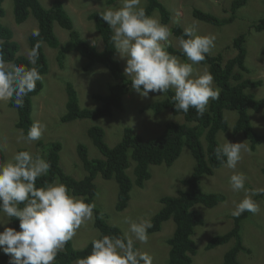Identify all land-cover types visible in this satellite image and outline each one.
Instances as JSON below:
<instances>
[{
	"label": "rangeland",
	"instance_id": "374dc122",
	"mask_svg": "<svg viewBox=\"0 0 264 264\" xmlns=\"http://www.w3.org/2000/svg\"><path fill=\"white\" fill-rule=\"evenodd\" d=\"M56 0H39L40 4L48 9ZM108 0H60L64 10L70 17L73 27L80 33L82 38L97 50L102 49V41L94 28L88 15L93 12L102 13L110 7H119V0L107 5ZM169 13L167 25L172 28L179 25L183 30L193 27L200 36H215V47L210 55L222 54L224 59L233 57L236 51L232 47V40L239 34H245L246 58L245 77L252 80H260L261 86L248 93L255 98L264 97V30L257 32L252 26L264 17V0H247L244 6L236 11V17L230 24L213 26L203 21H198L192 16L194 9L210 13L218 18L230 16V5L233 0H158ZM147 2H143L145 7ZM3 17L0 23L13 32V39L19 45V55L29 58L28 37L37 30L36 19L29 14L27 20L22 24H16L13 14L12 0H3ZM156 14L161 20L160 14L154 10L150 16ZM162 22V21H161ZM53 31L59 42V49L64 51V60H57L58 52L43 44V52L47 60V73L43 75L41 91L31 99V120L41 121L47 125V130L42 137L34 142L26 143L21 139L22 130L16 128L17 110L10 107L8 102H0V151L3 160H11L20 150L30 151L34 156H46L49 143H59V162L64 174L73 179H81L84 176L82 164L77 157V146L83 144L90 159L100 158L101 155L92 145L87 129L99 126L104 131V141L109 146H114L120 141L122 130L125 125L131 126L135 133L145 139L160 135L168 122H183V116H175L169 110L164 109L158 114L150 110H143L149 104L159 102L166 98L162 93H150L148 98L141 97L131 89L122 100V109L113 111L111 117H103L96 120L77 119L70 122L60 123V118L65 114L67 83H70L78 99L79 107L82 109H96L101 103L92 98L93 94L106 95L114 80L110 72L100 64H88L87 59L79 55L69 47L68 32L54 23ZM169 46L173 49H181L179 39L169 38ZM114 58L119 62L123 72L126 60L121 59L116 52ZM181 59V58H180ZM185 62L188 61L187 57ZM206 66L194 65V68L202 73ZM130 78L129 76H127ZM249 120L254 131L264 135V117L261 112L247 111ZM224 117L227 121L228 130L219 132L216 136L220 145L227 141L231 143L245 142L247 151H242V159L238 162L236 169H230L224 165L219 167L210 176L204 175L200 179V187L206 193H218L224 196V200L213 208L196 206L201 213L203 224L194 230L192 239L196 246V254L192 257L191 264H222L224 253L234 244L229 242L217 246L211 250H205L207 241L222 235L232 227L233 210L236 203L244 198L243 191L233 192L230 189L229 180L234 172H242L247 177L245 187L260 190L264 188V141L251 147L242 133H232L236 120V113L225 111ZM227 140V141H226ZM194 165L193 158L188 149L183 148L179 158L171 165H150V178L142 188L132 186L129 193L127 206L122 211H116L118 188L114 180H103L96 177L94 180L96 190L92 203L95 209L101 212L105 220L112 226L117 227L122 234L128 231L129 221L138 222L139 219L151 221L161 209L160 199L164 196H175L176 191L181 189V180L187 178ZM127 174L133 180L131 169ZM260 210L252 213L241 223L240 237L243 245L250 253L240 252L237 255L239 264H264V195L258 199ZM93 221L82 225L76 235L70 240L74 249L80 250L86 247L98 235V230L93 226ZM0 222L7 223V218L0 213ZM4 227H13L11 221L7 225H0V231ZM174 231V223L167 220L162 224L161 230L148 234L147 243L136 242L141 252H147L153 257V264H168L169 246L167 239ZM0 256H8L0 249ZM0 264H9V260H0ZM74 264V262L72 263Z\"/></svg>",
	"mask_w": 264,
	"mask_h": 264
},
{
	"label": "trees",
	"instance_id": "16d2710c",
	"mask_svg": "<svg viewBox=\"0 0 264 264\" xmlns=\"http://www.w3.org/2000/svg\"><path fill=\"white\" fill-rule=\"evenodd\" d=\"M116 0H108L107 5H111ZM3 0H0V18L3 17ZM145 10L147 15H151L154 10L160 14L162 23L169 22V13L158 0H146ZM247 0H233L230 5L231 14L227 18H218L210 13L194 9L192 16L213 26H223L230 24L236 17V11L245 5ZM14 21L16 24L25 22L31 14L37 21V30L39 36L33 34L28 37L29 53L40 42L38 49L39 58L36 61V67L41 75L47 73L48 65L42 45L45 44L58 52L57 60L61 63L64 60V51L59 49V42L54 34L53 26L56 23L60 28L68 32L69 47L75 50L79 55L87 59L88 64L85 69L93 64H100L105 67L113 77L114 84L108 88L106 95L93 94L92 98L99 101L101 106L96 109H82L79 107L77 94L70 83L66 84V112L60 118V123L70 122L77 119L96 120L103 117H111L113 111L122 109L123 97L132 89L131 79L128 78L119 62L114 58L116 50L111 40L112 29L104 22L99 12H93L88 15V19L93 22L94 28L102 41V49L97 50L95 46L87 43L80 33L73 27L70 17L64 10L60 0L54 1L51 6L44 8L39 0H12ZM252 28L257 31L264 30V17L260 18ZM173 36L178 38L182 36L183 29L179 25L171 28ZM187 38V37H185ZM232 47L236 51L235 55L229 59H224L223 55H207L206 59L200 62L207 67L208 71L214 77V83L220 88L218 100H210L208 109L201 117L196 114L195 109L190 108L188 113L176 111L175 101L173 100L174 91L169 90L164 93L166 98L159 102L149 104L143 110H150L154 114L167 109L175 116H183V122L171 121L165 125L163 132L152 138L145 139L135 133L134 129L125 125L122 130V136L119 142L109 147L104 141V131L99 126H92L87 129L92 145L101 155L100 158L90 159L87 150L83 144L77 146V157L79 158L84 176L77 180L64 174L59 162V143H49L46 149L45 159L50 162L51 168L47 176L37 180V187L44 185L45 181L52 182L54 177L66 184L71 193L77 196L87 197V201L92 203L95 195L96 186L94 180L100 177L103 180H114L117 184V203L116 211H122L126 208L129 193L132 186L142 188L145 182L150 178V165L171 166L178 158L183 148L190 152L194 165L191 174L181 180V189L176 191L175 196H164L159 201L161 209L151 218L152 228L148 229V234L161 230L162 224L167 220L174 223V231L167 239L169 246L168 264H191L192 257L196 254V246L192 239L195 228L203 224L201 213L196 210V206L204 208H213L224 200V196L216 193H206L200 187L202 176H210L216 169L225 163L217 159L215 149L220 145L217 141V134L228 130L227 121L224 117L225 111L236 113L232 133H242L248 140L251 147L264 141V135L257 134L251 126L248 110L261 112L264 117V97L255 98L248 93L261 86L260 80H252L245 77L247 68L245 67L246 47L245 34H239L232 40ZM19 45L13 39V32L10 28L0 23V51L3 52L4 59L11 61L15 65H24L33 67L29 63V58L19 55ZM170 53L185 60L186 56L182 49H173L168 46ZM29 56V55H28ZM42 89L40 81L37 82L36 90L29 93L24 98V106L16 109L12 102L8 105L17 110L16 128L22 130L26 136L32 125V97L36 96ZM25 151V150H20ZM226 162V158H223ZM3 160V153L0 151V161ZM131 169L133 180L127 174ZM264 173V171H263ZM264 189V188H263ZM264 193L255 197L254 200L262 198ZM23 207V205H20ZM252 214L245 211L240 216H232V227L222 235H216L210 238L204 246L205 250H211L217 246L225 245L229 242L234 244L224 253L222 264H239L237 255L240 252L250 253L241 240L239 231L241 223ZM13 227L19 231V219L10 220ZM93 226L99 234L123 236L121 231L110 225L100 211L94 209ZM98 235L96 238H98ZM92 242V241H91ZM89 243L83 249H74L71 242L68 241L65 248L57 255L54 264H72L76 259L89 255L92 251V243ZM137 248V244L135 243ZM0 260H10L8 256H0Z\"/></svg>",
	"mask_w": 264,
	"mask_h": 264
},
{
	"label": "clouds",
	"instance_id": "9594fccd",
	"mask_svg": "<svg viewBox=\"0 0 264 264\" xmlns=\"http://www.w3.org/2000/svg\"><path fill=\"white\" fill-rule=\"evenodd\" d=\"M141 5L142 0H119V7L107 8L100 14L112 29L114 49L126 60L124 74L130 77L132 89L143 98L172 90L176 111L188 113L192 108L202 117L210 100L219 99L221 90L207 67L200 73L194 65L211 53L215 36H200L193 27L184 28L179 44L190 62L182 61L167 50L173 35L171 28L155 13L147 15ZM33 35L39 36V32ZM40 46L37 42L29 53V63L33 65L30 68L6 61L0 51V102H12L19 109L24 106V98L36 90L37 82L43 80L35 66ZM46 130V124L34 121L21 139L26 143L37 141ZM247 150L245 142L227 141L216 147L215 155L226 167L236 169L242 151ZM50 168L49 161L27 150L17 152L11 160L0 161V213L7 218V223L0 225H7L13 218L20 222L19 231L12 227L0 231V249L10 256L9 264H54L81 226L93 220L95 204L86 202L85 196L72 194L58 177L37 187V180L47 176ZM246 179L242 172L230 177V189L244 193V198L235 204L233 216L260 210L253 197L264 193V189L246 188ZM152 227L150 220L139 219L129 221L123 236L99 234L91 242V253L74 264H153L149 253L135 247L136 242L147 243L148 229Z\"/></svg>",
	"mask_w": 264,
	"mask_h": 264
}]
</instances>
